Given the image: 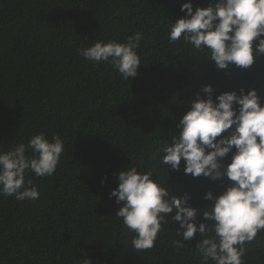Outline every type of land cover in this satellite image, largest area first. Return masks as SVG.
Wrapping results in <instances>:
<instances>
[{"label":"trees","instance_id":"trees-1","mask_svg":"<svg viewBox=\"0 0 264 264\" xmlns=\"http://www.w3.org/2000/svg\"><path fill=\"white\" fill-rule=\"evenodd\" d=\"M184 2L0 0V151L40 133L58 134L65 145L52 176L26 174L39 199L0 195V264H83L86 258L91 264H201L198 237L183 248L172 244L182 240L171 221L175 210L155 246L137 252L134 233L115 216L121 205L109 198L119 172L136 166L154 171L152 179L171 193L188 194L192 207L211 205L203 197L221 194L227 178L186 175L183 160L179 171L167 169L160 163L163 147L179 134L187 102L197 93L205 98L204 85L213 87L214 98L255 89L264 104V55L254 53L247 69L221 70L182 39L169 43L171 23L185 16ZM191 2L195 11L212 0ZM138 31L142 64L132 79L78 54L97 40L126 43ZM245 246V264H264V233Z\"/></svg>","mask_w":264,"mask_h":264},{"label":"clouds","instance_id":"clouds-1","mask_svg":"<svg viewBox=\"0 0 264 264\" xmlns=\"http://www.w3.org/2000/svg\"><path fill=\"white\" fill-rule=\"evenodd\" d=\"M180 10L185 16L171 23L169 43L182 39L207 53L206 58L221 70L247 69L254 64V53L264 55V0H212L195 11L191 0H186ZM143 39L138 31L126 43L97 40L78 49V54L94 64H111L123 79H132L142 64L137 49ZM201 91L205 98L197 93L187 102L190 108L177 125L180 132L163 147L160 163L179 171L183 160L186 175L212 181L226 177L225 190L218 196L207 192L203 198L213 203L198 209L189 205L188 194L177 196L158 177L152 179L154 171L129 166L119 172L118 187L109 198L115 197L121 205L115 216L134 233L131 243L137 252L155 246L175 210L171 221L178 222L182 240H173L174 247L183 248L185 241L198 237L195 252L201 264H245L246 243L264 233V104L255 89L226 91L215 98L211 85ZM64 152L58 134L48 139L43 133L27 144L0 151V195L18 201L39 199L26 174L52 176ZM230 153L231 161L225 164ZM83 264L91 261L86 258Z\"/></svg>","mask_w":264,"mask_h":264}]
</instances>
